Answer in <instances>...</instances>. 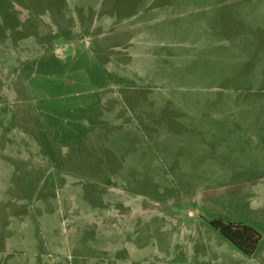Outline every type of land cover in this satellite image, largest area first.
<instances>
[{"label": "rangeland", "instance_id": "374dc122", "mask_svg": "<svg viewBox=\"0 0 264 264\" xmlns=\"http://www.w3.org/2000/svg\"><path fill=\"white\" fill-rule=\"evenodd\" d=\"M0 264H264V0H0Z\"/></svg>", "mask_w": 264, "mask_h": 264}, {"label": "trees", "instance_id": "16d2710c", "mask_svg": "<svg viewBox=\"0 0 264 264\" xmlns=\"http://www.w3.org/2000/svg\"><path fill=\"white\" fill-rule=\"evenodd\" d=\"M212 225L226 240L249 256L255 252L261 240L257 231L245 225L226 224L222 220H215Z\"/></svg>", "mask_w": 264, "mask_h": 264}]
</instances>
